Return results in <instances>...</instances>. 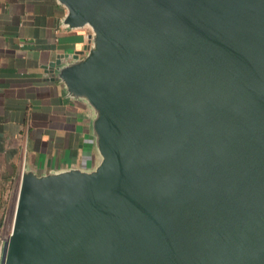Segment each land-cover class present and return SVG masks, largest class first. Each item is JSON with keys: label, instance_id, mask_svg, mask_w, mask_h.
Masks as SVG:
<instances>
[{"label": "water", "instance_id": "1", "mask_svg": "<svg viewBox=\"0 0 264 264\" xmlns=\"http://www.w3.org/2000/svg\"><path fill=\"white\" fill-rule=\"evenodd\" d=\"M56 1L97 162L22 172L0 264H264V0Z\"/></svg>", "mask_w": 264, "mask_h": 264}, {"label": "crops", "instance_id": "2", "mask_svg": "<svg viewBox=\"0 0 264 264\" xmlns=\"http://www.w3.org/2000/svg\"><path fill=\"white\" fill-rule=\"evenodd\" d=\"M56 0H0V197L22 172L91 170V110L50 64L83 51L86 30L64 24ZM2 209L0 206V216Z\"/></svg>", "mask_w": 264, "mask_h": 264}, {"label": "rangeland", "instance_id": "3", "mask_svg": "<svg viewBox=\"0 0 264 264\" xmlns=\"http://www.w3.org/2000/svg\"><path fill=\"white\" fill-rule=\"evenodd\" d=\"M17 190L18 182L10 184L9 186L4 188V201H6V213L4 218V224L0 229V247L1 244L7 240L11 231Z\"/></svg>", "mask_w": 264, "mask_h": 264}, {"label": "trees", "instance_id": "4", "mask_svg": "<svg viewBox=\"0 0 264 264\" xmlns=\"http://www.w3.org/2000/svg\"><path fill=\"white\" fill-rule=\"evenodd\" d=\"M4 193H3V198L1 199L0 197V206H1V209H2V213H1V216H0V229L1 227L3 226L4 224V218H5V213H6V205H5V202L4 201Z\"/></svg>", "mask_w": 264, "mask_h": 264}]
</instances>
